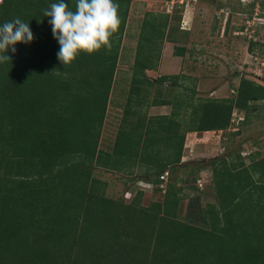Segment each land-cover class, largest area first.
Wrapping results in <instances>:
<instances>
[{"label": "trees", "instance_id": "16d2710c", "mask_svg": "<svg viewBox=\"0 0 264 264\" xmlns=\"http://www.w3.org/2000/svg\"><path fill=\"white\" fill-rule=\"evenodd\" d=\"M54 2L0 1V24L18 17L34 37L30 44H17L10 61L0 64V264H264V158L250 156L249 165L239 153L209 160L217 201L205 208L192 205L184 220L180 204L190 181L175 174L187 166L182 161L187 134L226 131L237 111L245 113L246 122L252 108L264 102V85L242 77L235 95L199 99L195 84L183 87V76L148 78L147 72L158 68L161 44L177 38L176 28L166 31L167 16L161 21L149 15L124 117L112 152L106 153L102 128L131 1L116 0L121 23L110 48L81 54L70 66L58 60L59 45L43 15ZM71 6L74 10L75 0ZM184 52L176 47L175 54ZM82 92L86 98H80ZM142 106L172 111L148 119L133 110ZM135 130L140 135L134 145ZM132 149L135 166L149 162L144 176L137 174L141 166L120 163ZM164 149L169 156L159 161ZM192 163L197 169L189 188L200 192L202 162ZM96 169L137 177L126 188L130 203L107 197V183L94 177ZM165 172L170 180L161 189ZM139 181L151 184L148 189L163 201L144 207L146 188ZM197 208L199 222L192 218Z\"/></svg>", "mask_w": 264, "mask_h": 264}, {"label": "rangeland", "instance_id": "374dc122", "mask_svg": "<svg viewBox=\"0 0 264 264\" xmlns=\"http://www.w3.org/2000/svg\"><path fill=\"white\" fill-rule=\"evenodd\" d=\"M130 1L131 5L126 31L120 49L118 73L111 94L107 119L102 128L100 146L106 153L111 151L118 127L122 122V113L128 100L132 67L135 61L142 25L149 15H155L161 21L167 16V33L173 27L177 29L176 42L165 40L161 44V58L158 68L156 71L147 72V76L151 79L155 80V78L164 75L171 76L177 72H181L179 76L185 77H188L186 74H190L194 80L191 79L192 81L187 82L191 86L197 82L199 99H205L208 96L235 95L242 77L252 79L262 85L264 84L257 79V77H260L259 79L263 77L264 79V0ZM163 15L164 17L162 18ZM151 25L148 24V27H146L148 33L150 32L149 27L152 28ZM252 43L254 44L253 51H250ZM176 47H184V56L179 57V55L175 54ZM180 67L184 68L179 69ZM195 78H197V81H195ZM226 83H228V86L225 90L224 85ZM166 85H169V83ZM229 85L231 88H229ZM217 89H221L222 92L219 95L214 94L213 96V91ZM231 89H234V92H231ZM179 90H182V88H179ZM81 97L86 98V94L82 92L80 94ZM84 103L87 105V101ZM88 107L89 105L86 106V108ZM86 112L88 113V109H86ZM262 112L263 117L254 119L253 121L251 120V114H249L250 122L247 125L240 126L239 122L238 125H234L233 128L238 126L241 134L235 136L233 133H227L226 141L222 139V136V140L217 141L219 147L217 146L215 151L206 152L204 150L202 152L197 149L195 150L194 147L199 139L196 135L190 136L183 151V163H186L187 166L184 167L182 165L176 173L174 172L176 175H179V178L190 181H188L190 185L186 183L183 189V193L186 195L180 204V219L184 220L188 216L192 205L205 208L206 205L214 204L217 201L213 186L211 164L208 163L209 160L218 158L219 156L226 157L239 153L245 159L247 165H249L251 163L250 156H256L258 160L264 158V110ZM139 113L143 116L147 115V111L143 108H140ZM237 115L240 116L241 113L237 111ZM238 116H236V119H238ZM241 118H243L241 121L243 122L244 116L242 115ZM190 123L191 120L186 125ZM139 133L140 130H135V135L130 140L132 144L138 143ZM211 137L214 139L215 136ZM133 154L134 149H132L130 155H127L125 161H120V163L125 162L124 165L128 169L141 166V168H138L137 174L141 176L146 175L145 173L148 170L146 169V165L149 162L147 161L146 164L135 166ZM168 156L169 153L164 149L158 155V159L159 161L160 158L165 160ZM195 160L202 162V168L198 174L200 192L189 188L194 186L191 183V179L193 172L197 169L194 163H192ZM115 161H117L116 158ZM100 170L96 169L94 171V177L107 183L105 195L113 200L122 198L125 203H130L132 196L130 192H126V188L129 185H133L132 182L137 177L131 180V177H123L121 173H103ZM140 179L144 178L140 177ZM169 180L170 177L168 178ZM137 183V185L146 188L145 196L141 199L144 207H150L154 202L163 201L159 193L148 189V182L139 181ZM196 195H200L198 202L192 200L196 198ZM198 209L195 210L194 216H191L197 222L200 221V210Z\"/></svg>", "mask_w": 264, "mask_h": 264}, {"label": "clouds", "instance_id": "9594fccd", "mask_svg": "<svg viewBox=\"0 0 264 264\" xmlns=\"http://www.w3.org/2000/svg\"><path fill=\"white\" fill-rule=\"evenodd\" d=\"M57 0L43 10L53 38L58 42V60L70 66L79 55H92L111 46V38L118 32L120 17L116 0ZM33 33L29 23L16 17L0 24V64L10 61L9 52H16L17 44H30Z\"/></svg>", "mask_w": 264, "mask_h": 264}, {"label": "crops", "instance_id": "0c3cea01", "mask_svg": "<svg viewBox=\"0 0 264 264\" xmlns=\"http://www.w3.org/2000/svg\"><path fill=\"white\" fill-rule=\"evenodd\" d=\"M180 57V56H179ZM182 57V56H181ZM181 65V64H180ZM182 66H183V64H182ZM181 68H184V67H180L179 69H181ZM117 73H118V71H117ZM117 73H116V75H117ZM180 73L181 72H177V73H175V74H172V75H180ZM188 77H185V76H183V78H182V81H181V84L182 85H184L183 87H186V85L187 86H191L190 84H188L189 82H187V81H192V80H194V78L193 77H191L192 75H190V74H186ZM258 76H260V75H258ZM115 78H116V76H115ZM148 78H150V77H148ZM260 77H257V79L258 80H260L261 82H263L264 83V79H263V77H262V79H259ZM192 79V80H191ZM195 81H197V78H195ZM228 83H226L225 85H224V88H225V90L227 89V85ZM194 85V84H193ZM195 85H196V91H198V87H197V82L195 83ZM264 85V84H263ZM191 87H193V86H191ZM229 88H231L230 87V85H229ZM113 89H114V87H113ZM130 90V89H129ZM112 92H113V90H112ZM222 92V90L221 89H217V90H214L213 91V96H214V94H216V95H219L220 93ZM231 92H234V89H231ZM229 93V92H228ZM128 94H129V91H128ZM200 95L198 94V92H196V97L198 98ZM230 96V95H229ZM228 96V94H226V95H223V96H219V97H212V96H208L207 98H209V99H218V98H226V97H229ZM206 98V99H207ZM140 108H143L145 111H147V118L149 119L150 117H152V116H164V115H169L170 113H171V111H172V107L171 106H153V107H149V106H147V107H145V106H142V107H140ZM140 108H136V107H134V111L136 112H138L139 113V110H140ZM261 108H263L261 111H259ZM126 110V107H125V109L123 110V113H122V116L124 117V111ZM264 110V102H261V103H259V104H257L255 107H253L252 108V110H251V112L249 113V114H251V120L253 121L254 119H259V118H262L263 117V111ZM133 111H131V115H130V118L132 119V120H135L136 118H135V115H133ZM241 113V115H240V117L243 115L244 117H245V115H244V113L243 112H240ZM140 114V113H139ZM142 115V114H141ZM245 121H243V122H240V126H243V125H247L249 122H250V116H249V118L247 119V121L244 123ZM239 126V127H240ZM237 128V129H236ZM235 129H233L232 127L230 128V129H228V130H226V131H210V132H204L203 134H202V136H200V134H198L197 132H190V133H188L187 134V136H186V142L189 140V138H190V136L191 135H196V137H198V141L196 142V145H195V150L197 149L198 151L200 150V151H202V152H204V150L206 151V152H209V151H215L216 150V148H217V141L219 142L220 140H224V141H226L227 140V136H226V134L227 133H233L235 136L236 135H240L241 134V131L239 130V128H238V126L236 127ZM229 135H231V134H229ZM211 136H215L214 137V139H212L213 137H211ZM223 136V137H222ZM221 137H222V139H221ZM186 142H185V144H186ZM221 145V144H220ZM219 147V146H218ZM219 149V148H218ZM112 151H110V153H111ZM184 158V157H183ZM183 161V160H182ZM100 170V169H99ZM100 171H102L103 173H109V172H105V170L104 169H102V170H100ZM112 174H114V173H112ZM115 174H118V173H115ZM126 192H129V191H127L126 190Z\"/></svg>", "mask_w": 264, "mask_h": 264}, {"label": "built area", "instance_id": "2783aa9c", "mask_svg": "<svg viewBox=\"0 0 264 264\" xmlns=\"http://www.w3.org/2000/svg\"><path fill=\"white\" fill-rule=\"evenodd\" d=\"M236 116H238L237 115V113H235L234 115H233V119H232V128H233V126L234 125H238V122L240 123L241 121H242V119L243 118H241L240 116H238V119H236ZM233 129H235V128H233ZM168 177H169V172H165L164 174H162L161 175V177H160V179L163 181L164 180V182H162L161 184H160V188L161 189H165V183H166V181L168 180ZM199 182V181H198ZM147 186H148V188H152V185L151 184H147Z\"/></svg>", "mask_w": 264, "mask_h": 264}]
</instances>
